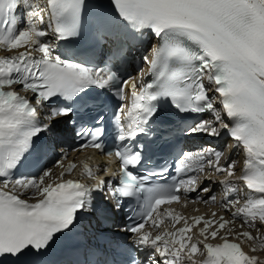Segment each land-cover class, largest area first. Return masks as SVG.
I'll return each mask as SVG.
<instances>
[{"label":"snow or ice","instance_id":"1","mask_svg":"<svg viewBox=\"0 0 264 264\" xmlns=\"http://www.w3.org/2000/svg\"><path fill=\"white\" fill-rule=\"evenodd\" d=\"M108 3L0 0V264H264V0Z\"/></svg>","mask_w":264,"mask_h":264},{"label":"bare ground","instance_id":"2","mask_svg":"<svg viewBox=\"0 0 264 264\" xmlns=\"http://www.w3.org/2000/svg\"><path fill=\"white\" fill-rule=\"evenodd\" d=\"M229 149V151L231 152L232 150H233V148H231V147H229L228 148ZM232 153V152H231ZM234 159H236L237 161H238V164H237V175H240L241 174V170H242V163L239 161V160H241L242 159V155H240V154H238V158H236L235 156L233 157ZM65 163H67V161L65 162ZM59 170V172L55 175L54 174V169H53V174H54V176H58L59 175V173H60V171H62V169H58ZM221 214H224L226 217H227V214L226 213H223L222 211H219ZM239 224V223H238ZM241 230V229H240ZM210 242H213V243H217V242H220V240H219V238H217V240L216 241H210Z\"/></svg>","mask_w":264,"mask_h":264}]
</instances>
